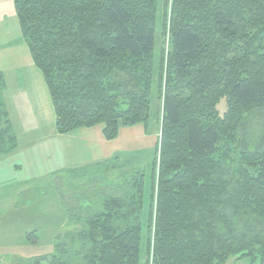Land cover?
<instances>
[{"label": "trees", "instance_id": "1", "mask_svg": "<svg viewBox=\"0 0 264 264\" xmlns=\"http://www.w3.org/2000/svg\"><path fill=\"white\" fill-rule=\"evenodd\" d=\"M171 1L163 94L164 59L157 71L154 59L158 0H13V8L58 135L102 126L113 141L122 128L147 129L156 85L162 120L148 206L151 264H223L229 255L264 264V234L237 237L220 214L227 208L264 222V144L248 151L237 139L244 116L264 109V0ZM4 88L0 73V156L16 148ZM136 190L139 213L142 185ZM127 205L108 199L89 219L88 264H138L139 225L120 232L110 225L119 210L134 213Z\"/></svg>", "mask_w": 264, "mask_h": 264}, {"label": "rangeland", "instance_id": "2", "mask_svg": "<svg viewBox=\"0 0 264 264\" xmlns=\"http://www.w3.org/2000/svg\"><path fill=\"white\" fill-rule=\"evenodd\" d=\"M171 5L172 1L168 0L166 22L165 0H158L156 13L154 59L156 71L161 56L164 59L162 94L170 53ZM9 22L7 20L5 24ZM19 42L24 43L22 38ZM2 77L5 87L3 104L20 150L7 157L0 156V264H88L94 257L88 222L94 215L103 212L108 199L123 200L131 210H135L129 214L124 209L119 210L110 225L118 232L139 225L138 264H151L152 240L149 248L146 243L148 206L153 193L151 169L155 162L157 164L159 151L156 153V149L151 150L148 146L137 153L116 155L97 165H69L63 159L61 145L59 147L58 140L53 136L52 119L50 121L39 106L31 70L26 67L8 69ZM225 107L224 99L220 100L217 105L220 115ZM23 116L28 117V123L38 126L35 132L24 133ZM161 120L162 100L158 99L154 85L148 138L152 139L156 132V145ZM237 139L239 148L243 150L252 151L263 146L264 109L244 116ZM15 165H19L18 169ZM138 184L143 187L139 213L135 195ZM220 214L234 225L237 237L264 234V222L261 220L233 215L227 208L222 209ZM219 227H222L221 223ZM238 258L239 255H229L223 264H259L258 260L251 263L250 258Z\"/></svg>", "mask_w": 264, "mask_h": 264}, {"label": "crops", "instance_id": "3", "mask_svg": "<svg viewBox=\"0 0 264 264\" xmlns=\"http://www.w3.org/2000/svg\"><path fill=\"white\" fill-rule=\"evenodd\" d=\"M10 20L8 24H5ZM20 28L13 8V0H0V73L8 69L26 67L31 70L38 91L39 106L46 112L51 121H55L53 108L50 102L48 91L40 72L34 67L26 45L20 44ZM5 90V89H4ZM5 92V91H3ZM43 112V111H42ZM7 113V111H6ZM45 113V114H46ZM8 121L10 117L7 113ZM24 133L35 132L36 125L28 123V117H22ZM11 124V122H10ZM12 131L14 128L11 125ZM53 136L58 140L59 147L69 165H97L107 162L112 157L124 153H137L142 149H156L157 134L152 139L148 138L149 128L137 125L132 128H122L118 137L113 141H105L102 135V126L90 129H80L66 135H58L53 126ZM16 138L15 134H13ZM20 150L19 145L8 155ZM33 152V149L31 150ZM18 169L19 165L14 166Z\"/></svg>", "mask_w": 264, "mask_h": 264}]
</instances>
